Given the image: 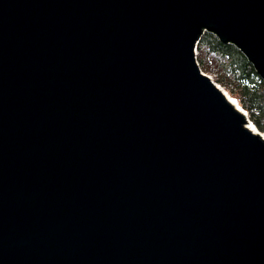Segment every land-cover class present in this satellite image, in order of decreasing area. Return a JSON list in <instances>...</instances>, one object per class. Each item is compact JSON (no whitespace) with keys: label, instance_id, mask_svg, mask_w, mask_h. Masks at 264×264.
Wrapping results in <instances>:
<instances>
[{"label":"water","instance_id":"obj_1","mask_svg":"<svg viewBox=\"0 0 264 264\" xmlns=\"http://www.w3.org/2000/svg\"><path fill=\"white\" fill-rule=\"evenodd\" d=\"M206 31L264 81V0H0V264H264V136Z\"/></svg>","mask_w":264,"mask_h":264},{"label":"trees","instance_id":"obj_2","mask_svg":"<svg viewBox=\"0 0 264 264\" xmlns=\"http://www.w3.org/2000/svg\"><path fill=\"white\" fill-rule=\"evenodd\" d=\"M197 50L199 60L207 57L217 64L219 81L231 87L241 105L251 112L256 126L264 129V81L253 63L238 46L223 42L210 31L200 37Z\"/></svg>","mask_w":264,"mask_h":264},{"label":"rangeland","instance_id":"obj_3","mask_svg":"<svg viewBox=\"0 0 264 264\" xmlns=\"http://www.w3.org/2000/svg\"><path fill=\"white\" fill-rule=\"evenodd\" d=\"M197 52H198V50H197ZM197 56H198V53H197ZM197 62H198V64H199L201 70H202L205 74H207V75L210 76V77H213V80H214L215 82H217L218 84H220L221 86H223V87L229 92V94H230L232 97H234V98L239 102V104L241 105V103H240V99L236 96V94H234V93L232 92L231 87H229V86H227V85H224L223 83H221V82L219 81V79H218L219 74H218V72H217V71H218V69H217L218 66H217V64H216L215 62H211V61H209V59H208L207 57L204 58L203 61H201V60H199V59L197 58ZM228 74L231 75V72L229 71ZM241 107L243 108L244 112L247 114V116L249 117V119L254 123V121L251 119V112H250L249 110L245 109L242 105H241ZM254 124H255V123H254ZM257 128H258V127H257ZM258 131H259L261 134H264V129H259V128H258Z\"/></svg>","mask_w":264,"mask_h":264},{"label":"bare ground","instance_id":"obj_4","mask_svg":"<svg viewBox=\"0 0 264 264\" xmlns=\"http://www.w3.org/2000/svg\"><path fill=\"white\" fill-rule=\"evenodd\" d=\"M215 85L225 94V96L229 99V101L236 107L238 108L240 111L244 112L243 108L241 107V105L239 104V102L232 97L229 92L220 84H218L217 82H215ZM245 113V112H244ZM246 114V113H245ZM249 127L252 129V131H254L255 133H259L258 128L251 122L249 123Z\"/></svg>","mask_w":264,"mask_h":264},{"label":"built area","instance_id":"obj_5","mask_svg":"<svg viewBox=\"0 0 264 264\" xmlns=\"http://www.w3.org/2000/svg\"><path fill=\"white\" fill-rule=\"evenodd\" d=\"M197 53H198V52H197V50H196V55H197ZM211 79L213 80V77H211ZM263 136H264V134H263Z\"/></svg>","mask_w":264,"mask_h":264}]
</instances>
